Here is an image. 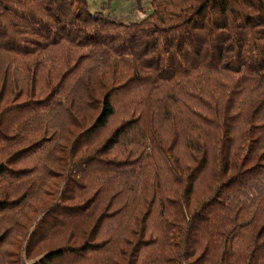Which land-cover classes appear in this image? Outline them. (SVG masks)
<instances>
[{"label": "trees", "instance_id": "1", "mask_svg": "<svg viewBox=\"0 0 264 264\" xmlns=\"http://www.w3.org/2000/svg\"><path fill=\"white\" fill-rule=\"evenodd\" d=\"M112 1L0 0V264H264V0Z\"/></svg>", "mask_w": 264, "mask_h": 264}, {"label": "rangeland", "instance_id": "2", "mask_svg": "<svg viewBox=\"0 0 264 264\" xmlns=\"http://www.w3.org/2000/svg\"><path fill=\"white\" fill-rule=\"evenodd\" d=\"M102 1L104 2V0H88L89 8L92 9V10L95 9V8H98L99 4L102 3ZM129 3H130V1H128V0H113L111 2V7L114 10L118 11L119 13L120 12L124 13L130 7ZM146 7H147V5L144 4L142 9L143 10L145 9V11H146ZM145 11H143V12H145ZM129 15H131L134 18H139V17L142 16V13H141V11L138 12V11L132 9Z\"/></svg>", "mask_w": 264, "mask_h": 264}]
</instances>
